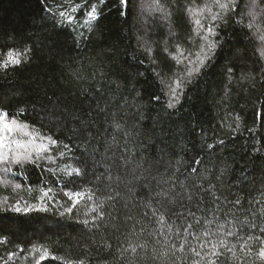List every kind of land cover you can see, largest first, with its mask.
Here are the masks:
<instances>
[{
	"label": "trees",
	"instance_id": "16d2710c",
	"mask_svg": "<svg viewBox=\"0 0 264 264\" xmlns=\"http://www.w3.org/2000/svg\"><path fill=\"white\" fill-rule=\"evenodd\" d=\"M147 2L131 0L125 9L120 0H104L103 3L100 0H0V60L10 48L19 52L29 50L25 53L28 58L19 66L0 69V107L12 113L20 123L27 122L31 130L46 135L55 133L71 148L70 154L57 157L56 163L42 162L39 167L29 164L20 169L13 166V173L7 178L21 183V190L13 192L11 187L0 185V197H10L7 205L0 203V238L7 237L5 242H0V264H33L32 257L24 260V255L31 252L33 246L48 249L55 257L44 264H64L81 259L86 264H126L116 250L127 247L128 242H147L146 250H137L140 255L147 252L139 264H161L151 258L152 249L160 250L165 235L171 236L170 244L179 247L188 223L194 224L190 232L199 235L209 227L204 220L213 217L216 223L211 225L212 230L225 219H236L237 236L228 237L227 241L229 245H237L238 255L239 245L249 235H260L259 228L252 229L247 225L241 228L239 224L245 218L249 223L260 224L259 210L264 208V196L261 195L264 193V60L256 54L260 45L250 38L251 33L246 27L235 22L239 17L229 14L216 29L215 39L220 45L216 56L201 76L185 86L177 108L166 109L167 89L161 85L156 73H162L167 81L178 69L164 48L172 51L180 42L195 51L199 41L188 42L193 25L183 7L191 0H160L164 8L172 12L167 20L163 19V13L149 12L141 7ZM195 2L201 5L204 0ZM247 3L248 0H241L242 12L247 11L244 7ZM93 4L100 12V18L92 23L89 31L85 27L86 14ZM73 8L77 10L73 11ZM61 11L71 14L73 22L63 21L59 15ZM124 12L126 15H122ZM146 47L152 48L151 56L146 54ZM228 69H232L231 79ZM153 94L160 97L159 103L149 102ZM21 108L25 110L22 113L18 112ZM53 110L75 112L85 120L96 121L92 132L99 138L101 146L95 160L87 154L82 155L85 150L79 146L81 140L69 131L75 122L63 130L50 124L48 114ZM113 114L127 128L134 129L128 144L133 151L115 150L117 164L121 154L138 153L136 158L139 160L142 155L144 160L143 167L135 173L131 171L134 165H129L128 169L114 165L111 173L114 178L119 174L121 183L115 179L107 181L104 166L112 163L108 157L113 153L110 151L105 155L102 144L105 137L111 136L108 121ZM91 144L97 145L98 140L92 139ZM195 160L203 163L196 164ZM66 164L87 165V179L77 180L76 184L91 187L96 194V203L108 196L115 197L104 205L106 214L110 215H106L99 228L89 230L79 223L93 215H86L92 202H87V206L82 203L73 215H60L69 207L62 194L67 177L59 171ZM189 165L201 172L208 170L211 182L216 184L218 200L210 193H204L203 200L199 195L191 201L185 196L178 198L176 205H168L166 198L154 195L174 182L162 184L158 181L167 180L173 174L178 178L176 191L181 192L178 181H184L189 175L186 171ZM221 168L228 169L222 177L223 185L215 180ZM17 172L22 174L14 175ZM93 172L103 174L99 181ZM3 176L0 172V177ZM233 176L247 179L234 183ZM185 183L191 191L192 181ZM41 187H51L58 202L50 205L46 212L36 210L43 207L37 199ZM68 187L73 186L69 184ZM204 187L207 188V183ZM116 192L120 196H115ZM225 197L228 201L239 197L242 207L234 208L231 203H225ZM21 198V207L35 205V209L20 214L13 212L12 205ZM161 213L166 216L167 224L173 226L171 234L167 228L164 235L160 234L157 218ZM126 217L131 219L126 220ZM197 219L199 225H195ZM228 227L226 224L225 229ZM177 228L181 229L179 238ZM187 238L196 245L192 235ZM212 240L216 242V237ZM248 244L254 250L260 246L256 240L248 241ZM8 253H17V256L9 261ZM127 255L134 254L129 251ZM184 255L177 252V256ZM253 260L254 257H248L247 262L242 259L237 264H252ZM177 264H191V260L177 261Z\"/></svg>",
	"mask_w": 264,
	"mask_h": 264
},
{
	"label": "snow or ice",
	"instance_id": "6c2138e0",
	"mask_svg": "<svg viewBox=\"0 0 264 264\" xmlns=\"http://www.w3.org/2000/svg\"><path fill=\"white\" fill-rule=\"evenodd\" d=\"M104 0H100L103 3ZM131 0H120L122 6L127 9ZM175 2V0H174ZM264 0H248V3L244 5L247 11H241V0H204V3L197 5L195 0H191V3L186 2L184 4L183 10L185 11L187 17L193 25L192 35L188 37V42L193 43L198 40V47L195 51L187 49L182 43L177 42L172 51H169L168 47L164 48V51L168 53L169 58L175 62L177 66V71L171 74V77L167 81L163 78L162 73H156V76L160 79L161 85L167 89L166 95L168 97L166 103V109L175 110L177 105L181 102V97L184 94V88L186 85L191 84L194 78H198L202 75L205 69L209 66V62L213 60L216 56L217 50L220 47L215 37L217 36V26L220 21L225 20V18L232 14L234 17H239L235 19V22L246 27L251 33L252 39H255L259 43V47L256 49V54L260 60H264ZM79 6H77L78 8ZM142 8H146L149 12H160L163 13V19L167 20L172 16V12L168 11L161 4L160 0H148L147 4H142ZM77 8H73L76 11ZM50 11V10H49ZM63 21L67 23L73 22V17L71 14L61 11L59 13ZM87 19L85 21V27L89 31L92 30L91 25L93 22L98 21L100 18V12L98 11L96 5H92L90 10L87 12ZM126 15V12L122 13ZM247 19V23H245ZM145 52L147 55L151 56L152 48L146 47ZM29 50L25 49L23 52L16 51L10 48L4 59L0 60V69L7 70L9 66H19L28 57L25 55ZM229 79H231L232 69H228ZM83 78V77H80ZM264 78V77H262ZM84 91H87L86 89ZM149 102H160V97L153 94L150 97ZM99 107V105H97ZM23 108L18 109V112H24ZM103 111V109H101ZM49 122L54 125L55 128L63 130L67 128L69 124H73L69 131L77 139L81 140L80 147H83L85 152L82 154H87L89 158L95 160L96 154L99 152V138L93 136L92 127H95L96 121L85 120L77 113H68L66 110L57 112L55 110L51 111L49 114ZM90 115V113H89ZM143 119V116H141ZM239 119V117H237ZM111 126L112 133L110 138L105 137L103 140L104 154L107 155L108 152H112V156L108 157L111 159V164H105V170L107 172L106 179L112 182L121 183L122 177L117 174L115 178L111 173V168L115 165L118 168L128 169L129 165H134L131 168L133 173L137 169L143 167V156L140 155V159L136 158L137 154H131L125 156L124 154L119 155V164H117L116 151L117 149H122L123 153H131L133 150L128 147L131 138L134 135V129H129L126 127L125 123H121L120 119L116 117L115 114L112 115V119L108 121ZM35 126L33 125L32 128ZM107 131V129H105ZM138 136L139 133L135 132ZM71 139V137H66ZM97 139L98 144L92 145L91 140ZM123 140V144H121ZM218 143L223 144L224 141H219ZM141 148L144 145L140 146ZM211 148L212 145H207ZM91 148V152H89ZM71 148L69 144L64 143L59 137L53 133L51 135H46L39 131H34L30 129L27 122L20 123L17 121L15 116L3 107H0V172L4 173L3 177H0V185L4 188L11 187L13 192L22 189L21 183H16L14 180H9L7 178L8 174L13 173V166L17 169L26 168L29 164L33 167L41 166V163H56L57 157H66L70 154ZM77 163H79V158H77ZM99 163V162H97ZM196 164H202L200 160H195ZM95 167V164L93 165ZM45 171H53V169H45ZM67 181L63 186L62 194L67 198L69 202V207L65 208L61 216L73 215L79 206L83 203L87 206V202H92L91 207H87L86 215H91L90 219H84L79 221L85 228L91 230V228H99L100 224L105 221L106 214L104 210V205L115 199L114 196H108L106 199H101L99 203L94 201L95 192L91 187L87 185L78 186L76 184L77 180H86L89 175V169L87 165L76 166L74 165H64L59 169ZM177 172L180 171L179 168L176 169ZM186 171L189 173L185 177L184 181H178V186L183 192L176 191L177 183L175 182L178 178L173 176L168 177L167 180L158 181V183L168 184V182L174 181L166 190H161L156 192L154 195L160 198H166L168 205H176L178 203V198H186L191 201L194 196L200 197L203 200L204 193H210L213 198L218 200L216 197V184L212 183L210 180V174L207 169L201 172L199 168L188 166ZM227 168H221L219 170V175L215 176V180L223 185L222 177L227 174ZM22 173L17 172L14 175H20ZM97 181L101 179L103 174L96 175L93 172ZM139 180L141 177H135ZM243 179L247 177L233 176V182L242 183ZM191 180V191H189V185L185 181ZM207 183V188L204 184ZM251 183V181H250ZM71 184L73 187L69 188L68 185ZM28 191L31 192L32 188L29 187ZM40 195L37 198L39 203L43 207L36 209L38 211H48V208L52 204L58 203L56 201L53 189L51 187H41L39 189ZM264 196V193H261ZM115 196H120L119 192H116ZM10 197H0V203L5 205L8 204ZM22 198L18 199L14 205H12L11 210L17 214L27 213L35 209V205L21 207ZM225 203H231L233 207H242V200L237 197L234 201H228L225 197ZM150 206V205H149ZM217 208L219 204L217 203ZM127 207V205H125ZM231 211V209L229 210ZM261 223H249L248 219L245 218L240 221V227L243 228L245 225L252 229L259 228L260 235L253 236L249 235L244 243L239 245L240 254L238 255L237 245H229L227 238L236 237L237 233L234 230L237 221L235 218L228 220L225 219L224 222L218 223L216 229L212 230L211 225L216 223L215 217L213 219H205L204 224L208 225L203 231L197 235L195 232H190L194 228L193 223H188L187 227L183 229L184 238L183 242L179 244V247L175 243H169L171 236L165 235L163 244L160 246V250L156 248L152 249V259L159 260L161 264H177V261L181 260H191V264H237V262L242 259L247 262L248 257H254L252 264H264V208L260 210ZM155 215V211L153 212ZM191 215V213H190ZM228 213H225L227 216ZM126 220L131 219V217H126ZM157 223L160 227V234L164 235V229L167 228L169 234L173 232V226L167 224L166 216L161 213L157 218ZM200 220H195V225H199ZM228 225V229H225V225ZM143 231V229H141ZM181 229H176L177 238L180 237ZM188 235H192L197 241L196 245L193 246L188 241ZM216 237V242H213L212 237ZM7 237L0 238V242H5ZM256 240L259 242V247L254 250L253 247L249 246L248 241ZM159 244L160 242L157 241ZM111 247L110 245H107ZM148 247L147 242L140 244H133L128 242L127 247H121L116 251L119 256L123 258L126 264H139L147 256V252L144 251L143 255L138 254L137 250H146ZM129 251L134 254L129 257L127 254ZM20 252L24 253V249L20 248ZM40 253L36 255V253ZM177 252L185 253L183 257L177 256ZM17 256V253H8V260L12 261ZM29 257H32L33 264H44V261L49 259H55L48 252V249H38L33 246L31 252L24 255V260L27 261ZM64 264H86L85 260L81 259L78 261H65Z\"/></svg>",
	"mask_w": 264,
	"mask_h": 264
}]
</instances>
